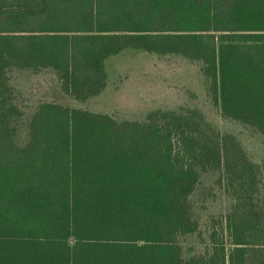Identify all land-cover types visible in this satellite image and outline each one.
Masks as SVG:
<instances>
[{"label":"trees","instance_id":"trees-1","mask_svg":"<svg viewBox=\"0 0 264 264\" xmlns=\"http://www.w3.org/2000/svg\"><path fill=\"white\" fill-rule=\"evenodd\" d=\"M126 49L202 62L223 114L264 134V0H0V264H264V197L230 139L236 203L186 257L202 135L45 101L21 136L13 70L50 69L87 102Z\"/></svg>","mask_w":264,"mask_h":264},{"label":"rangeland","instance_id":"rangeland-1","mask_svg":"<svg viewBox=\"0 0 264 264\" xmlns=\"http://www.w3.org/2000/svg\"><path fill=\"white\" fill-rule=\"evenodd\" d=\"M108 83L98 96L80 102L63 92L56 73L18 70L10 73L11 103L21 136L26 137L27 121L45 101L94 112L107 113L119 121H145L158 117L175 127H185L204 139L201 180L191 196L199 230L182 242L186 257L211 248L212 228L218 227L236 203L226 167L230 139L245 152L250 163L253 189L264 197V134L223 114L213 81L204 64L182 55L157 54L126 49L106 61ZM249 166V165H247ZM251 258V264L255 263Z\"/></svg>","mask_w":264,"mask_h":264}]
</instances>
